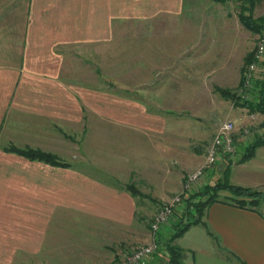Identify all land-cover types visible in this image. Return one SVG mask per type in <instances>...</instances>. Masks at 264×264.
Instances as JSON below:
<instances>
[{
    "label": "crops",
    "instance_id": "crops-1",
    "mask_svg": "<svg viewBox=\"0 0 264 264\" xmlns=\"http://www.w3.org/2000/svg\"><path fill=\"white\" fill-rule=\"evenodd\" d=\"M187 13L186 0H0V264H112L151 240L145 223L167 196L172 164L181 191L206 160L186 152L196 148H185L184 123L173 119L187 111L179 97L200 88L176 83L170 56L131 58L155 32L186 41ZM220 174L209 167L195 190ZM204 222L174 241L187 264H264V213L216 201ZM165 261L156 254L148 264Z\"/></svg>",
    "mask_w": 264,
    "mask_h": 264
},
{
    "label": "rangeland",
    "instance_id": "rangeland-1",
    "mask_svg": "<svg viewBox=\"0 0 264 264\" xmlns=\"http://www.w3.org/2000/svg\"><path fill=\"white\" fill-rule=\"evenodd\" d=\"M241 4L242 2L239 0H230L223 3L214 0H186L188 10L186 41L179 39L181 38L180 34L172 33L171 37H168L166 36L168 34L164 33L161 38V34L155 32L154 36L158 39L155 38L148 44L140 41L138 46L141 57L131 59H163V57L167 58L169 56V58L176 59L169 69L171 74L172 72L182 73L176 83L186 81L185 83L192 85L195 90L200 88L197 94L194 93L193 96L190 93L185 99L179 97L180 101H186L187 111H183L173 118L177 123L178 120L184 123H181L183 128L180 129L184 132L181 136H187V139L182 138L183 141L186 139V147H184L196 148H192L194 151L187 150L186 152L188 154H192L191 152L198 153L201 157L205 156V159L207 148L220 126L226 121H232L235 125L233 135L236 139V151L233 155L222 157L214 165L219 167L222 172L220 174L221 178H223L225 168L230 164H234L230 177L231 183L253 186L264 190V146L256 150L253 158L238 165L246 151V147L255 140V137L264 134V114L256 113L257 116L252 118L254 113H251L247 108L236 106L234 100L227 99L217 92V87L238 89L245 59L248 55H254L256 42L261 34L252 32L242 24L239 17ZM253 16L255 18L264 17V0L257 2L253 10ZM154 18L156 21L166 19V17ZM181 18L182 16H170L168 19H171L172 23L177 25ZM181 24L182 22L179 27H181ZM200 25L202 28L199 31ZM182 45L185 46L183 49L186 55H177L176 53L180 52ZM199 50H202V62L199 61L200 59H195V57L198 58ZM143 54H145L144 57ZM182 56H184V59ZM200 69L202 70L201 79L197 78L196 74ZM211 69H216V71L211 73ZM238 69H240V72L238 78H236ZM131 97L144 100L142 96ZM148 98L145 100L150 102ZM199 126L203 134L199 136L200 139L195 143L191 138L194 139L199 134L195 132ZM246 129H249V134L245 132ZM171 168V180L167 183V190L165 191L167 196L157 198L158 200L154 201L152 210L154 214L160 205L179 192L173 190V175L179 173L176 172L177 165L172 164ZM212 181L213 183L216 182L215 179ZM141 186L144 188L143 185H139L140 188ZM223 192L225 193L221 194L222 198L230 194L228 191ZM259 210L264 213V203ZM179 217L180 215L177 214L173 223ZM152 218L153 216L149 215L145 223L149 228ZM173 223L171 224L172 227ZM124 252L118 257L119 260Z\"/></svg>",
    "mask_w": 264,
    "mask_h": 264
},
{
    "label": "trees",
    "instance_id": "trees-1",
    "mask_svg": "<svg viewBox=\"0 0 264 264\" xmlns=\"http://www.w3.org/2000/svg\"><path fill=\"white\" fill-rule=\"evenodd\" d=\"M217 2H226L230 0H214ZM242 2L239 17L242 24L252 32H264V17L255 18L253 10L260 0H239ZM253 59V54L248 55L245 59L244 69L248 63ZM264 66V64H263ZM226 98L234 100L235 105L247 108L251 113L264 114V70L262 77L257 79L251 91V96L248 99H241L237 95V90L219 88L218 89ZM264 146V134L255 137V140L246 147V151L239 163H244L255 156L256 150ZM5 150L23 155L33 160L44 161L57 166H67L68 163L62 161L57 155L48 153L40 149L19 148L15 145H10ZM232 165L224 170L223 178L218 179L213 184H206L194 193H191L186 200V206L180 215L179 219L173 223V227L164 231V227L157 233L156 239L158 243V250L154 254L164 255L166 258L163 264H187L184 260V250L182 247L174 243V241L182 236L189 227L195 224L203 223L204 216L208 207L216 202L223 201L232 204L239 208L253 210L262 213L259 208L264 203V190L236 185L231 183ZM134 194H137L132 185L129 187ZM221 191H228L230 194L221 197ZM166 227V226H165ZM164 231V232H163ZM119 258L112 264H119ZM149 263V262H148ZM147 263V264H148Z\"/></svg>",
    "mask_w": 264,
    "mask_h": 264
},
{
    "label": "built area",
    "instance_id": "built-area-1",
    "mask_svg": "<svg viewBox=\"0 0 264 264\" xmlns=\"http://www.w3.org/2000/svg\"><path fill=\"white\" fill-rule=\"evenodd\" d=\"M263 64L264 32L258 36L253 59L244 69L240 85L237 89L238 97L241 99L250 98L256 80L262 77V71L264 70ZM255 114H252V118L257 116ZM234 130L235 125L232 121H226L220 126L207 148L205 162L195 171L187 174L181 191L160 205L154 214L150 222L151 240L125 252L120 258L119 264H147L151 260L152 256L158 250L157 233L162 227L171 225L174 222L178 211H183L187 198L191 193L196 191V187L200 185L209 167L216 164L222 157L235 153L236 139L233 135ZM245 132L249 134V129H246Z\"/></svg>",
    "mask_w": 264,
    "mask_h": 264
}]
</instances>
